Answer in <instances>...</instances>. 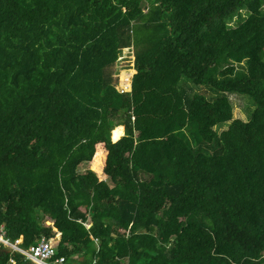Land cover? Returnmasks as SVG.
<instances>
[{
    "label": "trees",
    "instance_id": "16d2710c",
    "mask_svg": "<svg viewBox=\"0 0 264 264\" xmlns=\"http://www.w3.org/2000/svg\"><path fill=\"white\" fill-rule=\"evenodd\" d=\"M0 225L77 264H264V0H0Z\"/></svg>",
    "mask_w": 264,
    "mask_h": 264
},
{
    "label": "built area",
    "instance_id": "2783aa9c",
    "mask_svg": "<svg viewBox=\"0 0 264 264\" xmlns=\"http://www.w3.org/2000/svg\"><path fill=\"white\" fill-rule=\"evenodd\" d=\"M0 243L10 252H19L24 255L26 260L37 264H77L66 262L65 257H56L55 248L51 239L41 238L36 244L29 246L27 249L21 248L22 238L11 241L7 237L4 228L0 227ZM14 263V259H10Z\"/></svg>",
    "mask_w": 264,
    "mask_h": 264
},
{
    "label": "rangeland",
    "instance_id": "374dc122",
    "mask_svg": "<svg viewBox=\"0 0 264 264\" xmlns=\"http://www.w3.org/2000/svg\"><path fill=\"white\" fill-rule=\"evenodd\" d=\"M121 62H122V64L120 66L118 76H121L123 78L121 80H119V83L117 85V90L120 92H124V91L129 90V86L125 85L123 80L125 79L126 76L127 77H128V75L130 76V73L132 72V68H131L132 63H133L132 56H130V59H127V60L121 61ZM127 64H130V65H127ZM228 97H229L230 102L233 106V117L234 118H240L242 120H247L249 113L253 110V105L251 103L250 97L245 96V95H239L236 93H230V94H228ZM226 126L227 125H225L224 127L226 128ZM113 130L111 132V136H113L112 135ZM121 132H122V128L119 127L118 128V134H120ZM114 141H116V140H114ZM89 167H90V165L88 163H84L83 165L80 166L79 172H85L86 169Z\"/></svg>",
    "mask_w": 264,
    "mask_h": 264
},
{
    "label": "clouds",
    "instance_id": "9594fccd",
    "mask_svg": "<svg viewBox=\"0 0 264 264\" xmlns=\"http://www.w3.org/2000/svg\"><path fill=\"white\" fill-rule=\"evenodd\" d=\"M133 65V64H132ZM131 68H132V66H131ZM132 77V76H131ZM127 78V77H126ZM125 78V79H126ZM129 91V90H128ZM119 126H122V125H119ZM117 127V126H116ZM112 132V131H111ZM123 134H124V127H123ZM123 134H122V136H123ZM122 136H120V137H122ZM119 137V138H120ZM118 138V139H119ZM111 140H112V136H111ZM113 142H115L114 140H112ZM117 141V140H116ZM84 163H88V162H84ZM83 163V164H84ZM83 164H81V165H83ZM89 164V163H88ZM90 165V164H89ZM89 168H91V165H90V167ZM88 169V168H87ZM78 172H79V169H78ZM81 173H83V172H81ZM0 227H2V228H4V226L3 225H0ZM5 230V229H4ZM8 237V236H7ZM9 238V237H8ZM44 238V237H43ZM60 238V233H57V235H56V237L55 238H51V241H52V243L54 244V241H55V239H59ZM12 241V240H11ZM0 245L1 246H3L4 247V245L2 244V243H0ZM21 246V248H23V249H27V248H24L23 246H22V244L20 245ZM5 248V247H4ZM6 249V248H5ZM6 250H8V249H6ZM9 251V250H8ZM15 262V261H14Z\"/></svg>",
    "mask_w": 264,
    "mask_h": 264
},
{
    "label": "crops",
    "instance_id": "0c3cea01",
    "mask_svg": "<svg viewBox=\"0 0 264 264\" xmlns=\"http://www.w3.org/2000/svg\"><path fill=\"white\" fill-rule=\"evenodd\" d=\"M133 73H134V69L132 68V72L130 73V76H132ZM130 76L128 75V77L123 80L124 84L127 85V86H129V90L131 89V86H130L131 77Z\"/></svg>",
    "mask_w": 264,
    "mask_h": 264
}]
</instances>
